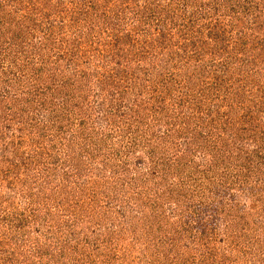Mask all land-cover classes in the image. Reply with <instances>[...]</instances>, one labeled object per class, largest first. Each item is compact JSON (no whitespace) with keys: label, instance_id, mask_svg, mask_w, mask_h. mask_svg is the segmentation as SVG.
Returning a JSON list of instances; mask_svg holds the SVG:
<instances>
[{"label":"rangeland","instance_id":"1","mask_svg":"<svg viewBox=\"0 0 264 264\" xmlns=\"http://www.w3.org/2000/svg\"><path fill=\"white\" fill-rule=\"evenodd\" d=\"M0 264H264V0H0Z\"/></svg>","mask_w":264,"mask_h":264},{"label":"trees","instance_id":"2","mask_svg":"<svg viewBox=\"0 0 264 264\" xmlns=\"http://www.w3.org/2000/svg\"><path fill=\"white\" fill-rule=\"evenodd\" d=\"M215 26V25H214ZM234 28V24H232V22H230V23H228V25L227 24H223L222 26H221V30L219 31V32H214L215 33V38L216 39H218V40H220V38L224 35V34H229V33H231V31H232V29ZM158 31V30H157ZM159 32V31H158ZM148 31L146 32V34H145V36L146 37H148ZM162 34L163 33H160V35L159 36H161L162 37ZM163 39H162V41L160 42V43H162V42H167V39L166 40H164V37H162ZM127 39L129 40V42L128 43H125V44H127V46L125 47V48H127V50H128V52H134L135 51V53H138V54H136L135 56L137 57V58H145L146 57V55H147V51H149V53H148V55L147 56H149V58L151 57H153V55H155L156 54V47L154 46V43H149V45H147V46H145V43H144V40L143 39H140L141 40V42H140V40L139 39H137V40H135V41H133L129 36H127ZM164 40V41H163ZM223 40H225V38L223 37ZM160 43H158L157 45H160ZM164 45V44H163ZM160 53V52H159ZM162 53V52H161ZM160 53V54H161ZM177 56V58H179V55L177 54L176 55ZM170 58H172V56L171 55H168L167 56V61H166V63L167 62H169V61H171V59ZM222 74L223 73H225V75L228 73V72H230L229 70H227L226 71V69L224 70V69H220L219 70ZM224 77V75H220V74H214V75H212V78L214 79H221V81H220V83L222 82H224V81H222V80H224L225 78H223ZM247 78V77H246ZM216 80V81H217ZM213 86L214 87H216V84H213ZM220 86V85H219ZM50 88V87H49ZM225 89V88H224ZM224 89H223V92H225L224 91ZM215 90V89H214ZM36 91V89H32L31 90V92H32V94H33V97H35L34 96V92ZM31 94V95H32ZM224 94H226V95H230V94H228V93H224ZM167 97H169V98H172V97H170L169 95L167 96ZM221 106V105H220ZM212 107L210 106L209 107V109H211ZM220 108V107H219ZM163 109V107L161 108V110ZM214 113L215 114H218L219 113V109H218V107L214 110ZM225 114V115H224ZM222 115H224L225 117L227 116V113L226 112H221L220 113V118H222ZM135 146V145H134ZM134 148V147H133ZM141 159H136L135 160V164L136 165H139V164H141V161H140ZM133 163V164H134Z\"/></svg>","mask_w":264,"mask_h":264}]
</instances>
